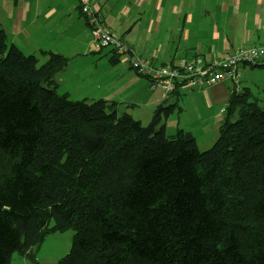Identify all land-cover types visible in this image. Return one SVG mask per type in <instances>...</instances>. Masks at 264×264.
<instances>
[{
  "label": "trees",
  "instance_id": "16d2710c",
  "mask_svg": "<svg viewBox=\"0 0 264 264\" xmlns=\"http://www.w3.org/2000/svg\"><path fill=\"white\" fill-rule=\"evenodd\" d=\"M110 51L112 64L131 55ZM42 54L40 64L0 24V264L16 254L38 264L47 237L68 230L73 246L57 264H264L259 100L235 90L201 151L163 123L182 88L144 126L118 102L60 95L70 59Z\"/></svg>",
  "mask_w": 264,
  "mask_h": 264
},
{
  "label": "crops",
  "instance_id": "0c3cea01",
  "mask_svg": "<svg viewBox=\"0 0 264 264\" xmlns=\"http://www.w3.org/2000/svg\"><path fill=\"white\" fill-rule=\"evenodd\" d=\"M90 1L104 28L137 56L157 66L183 60L206 64L241 49L264 46V0ZM0 24L9 42L26 55H37L40 64L47 59L43 52L70 59L57 76L59 89L90 77L106 88L118 79V90L125 88L126 98L141 97V103L133 102V106L153 110L164 101L163 91L152 90L150 82L131 68L129 55L111 63L114 53L105 52L95 41L79 0H0ZM88 66L94 70L84 77ZM240 72V93L253 96L254 83H259L258 89L264 88V64L243 65ZM235 90L230 80L208 88L178 90L169 99L175 106L166 119L167 132L187 130L193 134L194 129L204 126L220 128L227 117L222 109L229 106Z\"/></svg>",
  "mask_w": 264,
  "mask_h": 264
},
{
  "label": "built area",
  "instance_id": "2783aa9c",
  "mask_svg": "<svg viewBox=\"0 0 264 264\" xmlns=\"http://www.w3.org/2000/svg\"><path fill=\"white\" fill-rule=\"evenodd\" d=\"M79 2L98 45L104 49H111L118 55L130 53L132 68L139 75L149 78L153 89H162L164 97H168L179 88H208L225 80H230L239 92L241 66L264 64V46H261L238 50L224 58L214 59L208 64L183 60L176 66L154 67L148 61L131 53L129 47L118 36L104 28L90 0H79ZM224 111L223 108L222 112Z\"/></svg>",
  "mask_w": 264,
  "mask_h": 264
},
{
  "label": "rangeland",
  "instance_id": "374dc122",
  "mask_svg": "<svg viewBox=\"0 0 264 264\" xmlns=\"http://www.w3.org/2000/svg\"><path fill=\"white\" fill-rule=\"evenodd\" d=\"M110 49H105V52H109ZM37 56V55H36ZM94 68L88 66L86 68V74L90 75L91 71ZM63 77V75H62ZM65 78V76L63 77ZM104 79L103 77H101ZM109 78V77H108ZM257 80H262V77L259 75H255ZM93 79L90 77L88 80L83 82L72 81L66 83L62 86V88H58V92L60 95L65 94L66 92H70V98L73 100H112L115 102H119V113H129L134 118L139 119L144 126H148L155 115V110L150 108H144L143 105L133 106L132 103L136 102L138 104L141 103L139 98L141 97H127L125 94L126 91L123 86L120 88L123 90H118L120 83L119 80L111 81V84L104 88V84L101 82L97 83V80L92 81ZM241 80V79H240ZM257 87H259V83H254ZM257 87H253L252 94L253 96L259 100L260 104L264 106V88L258 89ZM260 88V87H259ZM100 89V90H99ZM131 89V87H129ZM132 98V99H130ZM118 100V101H116ZM122 100V101H121ZM128 100V102L126 101ZM131 102V103H130ZM186 117V114L183 115ZM177 118V116H175ZM166 124V119L163 122ZM173 123V122H172ZM171 123V124H172ZM187 131V130H186ZM178 131H168V135L176 134ZM193 134L197 140L198 147L201 151H207L213 147L218 136H219V128L213 129L212 127H201L197 130L194 129ZM207 134V135H206ZM75 232L73 230H68L65 232H57L51 234L47 237L46 241L40 246V248L36 252V261L38 264H57L62 258L67 256L72 249L73 241H74ZM26 259V258H25ZM25 261V262H24ZM12 264H35L32 260L26 259L22 256L14 257Z\"/></svg>",
  "mask_w": 264,
  "mask_h": 264
}]
</instances>
